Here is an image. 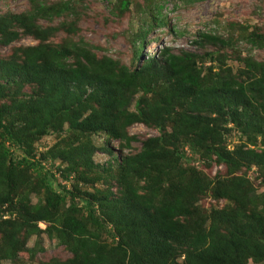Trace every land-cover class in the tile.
Returning a JSON list of instances; mask_svg holds the SVG:
<instances>
[{
  "label": "trees",
  "instance_id": "trees-1",
  "mask_svg": "<svg viewBox=\"0 0 264 264\" xmlns=\"http://www.w3.org/2000/svg\"><path fill=\"white\" fill-rule=\"evenodd\" d=\"M25 1V11L0 14V46L36 42L0 57V264H33L42 235L67 257L40 264H264V190L246 176L264 188V59L238 49L263 47L264 33L231 23L227 35L196 32L200 53L144 57L146 36L168 26L157 0H141L127 65L74 38L77 0ZM129 4L118 0V12ZM59 32L66 38L51 44ZM135 124L157 136L121 154ZM99 151L110 159L96 163ZM187 154L224 172L202 182ZM206 196L225 205L207 213L197 206Z\"/></svg>",
  "mask_w": 264,
  "mask_h": 264
},
{
  "label": "rangeland",
  "instance_id": "rangeland-1",
  "mask_svg": "<svg viewBox=\"0 0 264 264\" xmlns=\"http://www.w3.org/2000/svg\"><path fill=\"white\" fill-rule=\"evenodd\" d=\"M157 1L163 6L162 13L164 14V20L168 28L165 26L155 28L153 32L146 36L144 46L141 49L144 57L151 55L159 56L161 50L167 47L171 48L174 53L181 50L200 53L202 51L197 50L191 43L196 32L213 30V33L224 35L226 34L225 30L227 26L231 23L245 28L246 32L256 31L258 33H264V0H193L192 3L185 4L178 0ZM117 2L118 0H77V8L80 13L78 14L76 27L79 33L74 38H81L88 45L99 48L96 52L97 56L105 55L113 59H119L128 65L130 62L129 37L137 31L141 22L146 17L143 15V3L141 0H130L128 9L123 13L118 12ZM27 8L28 5L25 0H0V14L5 12L17 13L25 11ZM64 19L69 21L70 17L56 19L51 24H56ZM39 24L45 25L46 23L40 21ZM64 38L66 36L59 32L49 42L56 44ZM35 44L36 42L32 38L21 37L19 41L7 47L0 46V57L8 56L12 48L32 46ZM238 49H242L243 53L249 51L253 58L258 61L264 59V46L252 49L241 42L239 43ZM227 64L232 66L233 69L236 67V62L228 61ZM27 90L29 88H25L24 91ZM127 132L129 136H134L136 140L131 142L130 150L123 149L121 154H127L133 150H137L143 139L157 136L156 131L139 124L130 126ZM55 140L56 136L53 133L43 137L36 144L37 151L41 152L47 149ZM236 141L237 135L235 132H232L228 137L227 149L230 150L236 144ZM93 143L96 147H99L102 140L93 138ZM108 149L112 154L111 158L119 161L120 146L118 142L112 141ZM187 158L189 166H193L198 171H201L200 179L203 180L202 182L218 173L222 174L224 172V167L221 165H212L210 169H206L203 167V162L197 157L187 154ZM108 159H110L109 155L100 151L96 152L93 156V160L99 164ZM246 176L253 183L257 192L264 190L260 186V180L252 179L253 175L251 173H248ZM35 200L36 197L31 194L30 202L35 203ZM224 205V201H216L210 196H206L197 202V206L201 207L207 213L213 209H220ZM38 227L43 229L44 224L39 223ZM41 243L44 253L38 254L34 258L33 264H40V262L47 261L52 257L60 259L67 257V253L62 247L56 246L52 241H48L43 235ZM32 244L33 238L27 242V247H31ZM20 257L25 261V254H22ZM5 264L12 263L6 262ZM24 264L30 263L29 261H25Z\"/></svg>",
  "mask_w": 264,
  "mask_h": 264
}]
</instances>
